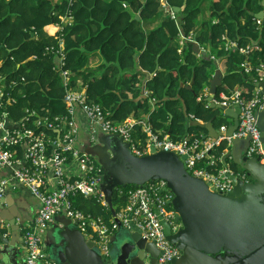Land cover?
<instances>
[{
    "label": "trees",
    "instance_id": "1",
    "mask_svg": "<svg viewBox=\"0 0 264 264\" xmlns=\"http://www.w3.org/2000/svg\"><path fill=\"white\" fill-rule=\"evenodd\" d=\"M55 1L0 0V61L6 74L23 79L16 104L2 108L10 120L30 118L28 125L34 128L37 116L29 117L26 110L39 116L48 112L50 118L64 114L65 89L58 71H54L61 65L57 54L60 42L64 46L62 69L72 73L71 86L80 81L87 99L109 112L113 121L146 118L154 133L161 132L159 136L172 141L187 135L207 137L205 128L185 130L186 118L210 123L216 131L229 125L220 109L198 101L218 63H224V74L215 97L220 92L242 91L243 98L249 99L255 89L257 74L254 70L245 74L241 64H264V26L255 23L264 12L262 0H163L168 9H178L174 12L176 20L163 11L165 17L150 33L143 30L142 22L159 16L161 0ZM205 1L210 2V21L200 24V8ZM67 17L72 22L62 28L61 19ZM190 33L205 52L196 54L194 43L179 45L180 37ZM228 42L236 47L226 51ZM245 49L247 54H241ZM93 53L99 54L102 63L90 70L86 65ZM143 90L150 93L154 104L143 97ZM136 130L141 132L140 127ZM139 132L140 139L145 140ZM226 148L223 143L216 155ZM16 153L21 155L19 149ZM226 161L223 158L218 166ZM119 190L123 189L113 190L112 203L126 199ZM74 203L93 218H111V210L94 199L77 197Z\"/></svg>",
    "mask_w": 264,
    "mask_h": 264
},
{
    "label": "built area",
    "instance_id": "2",
    "mask_svg": "<svg viewBox=\"0 0 264 264\" xmlns=\"http://www.w3.org/2000/svg\"><path fill=\"white\" fill-rule=\"evenodd\" d=\"M161 8L171 20H176L175 13L168 9L161 0ZM256 25L264 26V17L256 19ZM195 35L180 37V46L185 42L196 43ZM59 50V70L55 72L61 76L65 94L63 104L65 112L62 115L49 117L37 115L36 112L26 110L29 117L37 116L33 121L34 128L29 127L30 118L24 121H13L2 108L16 104L22 94L21 83L4 72L3 62L0 61V198L8 188L17 185L24 186L39 202V209L33 222L28 226H21L19 233L22 238L23 264H57L45 253L43 238L58 215H63L76 224L77 229L86 241L91 242L101 255L108 256L112 244V237L120 229H130L132 223L141 230L142 237L154 243L159 251L156 264H171L179 257V250L168 240L164 233L162 222L170 226L171 233H176L180 222H175V211L170 202L173 194L165 190L166 183L162 180L147 183L141 187H129L119 190L125 196L123 208L113 211L107 203L102 185L104 172L96 157L82 151L77 145V135L80 124L77 118L82 116L90 134V141L98 143V133L119 137L135 156L149 154L151 149L156 151L173 152L177 156H186L183 161L187 172L195 178L203 180L214 192L227 195L234 188V183L241 180L249 182V176L242 169H232L229 165L218 166L223 153L216 155V150L223 144L226 147L233 140L247 141L246 157L258 158L264 156L262 133L257 126L258 114L264 108V64L256 67L244 62L241 68L245 74L254 70L257 74L255 89L249 99H244L240 91L230 94L220 92L209 102L208 95L202 94L198 101L205 100V106L210 103L223 108H238V125L231 136H227L228 125L219 127L216 138L187 135L179 141H172L168 136H159L152 131L151 126L144 129V142L134 139L136 126H143L142 120L132 118L123 123L111 119V114L102 107L87 99L85 89L76 90L71 86L72 74L63 70V52ZM225 50L236 47L235 43H226ZM199 48V47H198ZM200 52L205 49L199 48ZM247 54L248 49L241 50ZM211 59H213L211 57ZM206 93V92H205ZM144 98H150L147 90L142 91ZM150 103L155 100L150 98ZM211 107V106H210ZM39 128L41 131L37 132ZM19 149L21 155L16 152ZM78 167V173L71 171L72 166ZM11 170V175L4 177L2 172ZM77 197L96 200L105 210H111L108 221L102 217L93 218L76 208L74 200Z\"/></svg>",
    "mask_w": 264,
    "mask_h": 264
},
{
    "label": "water",
    "instance_id": "3",
    "mask_svg": "<svg viewBox=\"0 0 264 264\" xmlns=\"http://www.w3.org/2000/svg\"><path fill=\"white\" fill-rule=\"evenodd\" d=\"M263 15L264 12L258 18L262 19ZM135 19L139 20V15ZM194 49L198 54L196 44ZM260 87L264 90V84ZM215 93H211L212 97ZM210 106L232 118L226 133L231 136L238 125L239 109L213 103ZM192 126L205 128L207 137L218 135L210 123L186 118L185 130ZM257 126L262 133L264 150V110L258 114ZM105 146L108 154L103 158L102 167L109 197L116 188L141 187L158 180L164 181L165 190L173 194L170 204L176 214L175 222H180L181 228L171 233L170 226L162 222L167 240L180 253L171 264H264V182L261 179L264 156L254 158L251 167L242 168L251 177L250 182L237 180L230 193L221 195L187 172L183 164L186 156L151 149L149 154L138 157L117 136H108ZM227 158L228 155L224 157ZM255 170L259 171L258 176ZM6 203L5 198H0V264L19 254L13 250L16 248L14 238L21 240L18 232L21 226L17 223L21 215L5 208ZM3 211L7 216H2ZM55 239L56 242L46 249L48 257L57 264H156L159 256L154 243L146 241L141 230L132 223L130 229H119L108 256L101 255L91 242H87L76 224L67 232H58Z\"/></svg>",
    "mask_w": 264,
    "mask_h": 264
},
{
    "label": "crops",
    "instance_id": "4",
    "mask_svg": "<svg viewBox=\"0 0 264 264\" xmlns=\"http://www.w3.org/2000/svg\"><path fill=\"white\" fill-rule=\"evenodd\" d=\"M140 1L143 2V0H140ZM55 3H56V1H55ZM209 4H210L209 1H205L201 5V8H200L201 13H200V18H199L200 24L202 21H208V22L210 21ZM262 4L264 7V0H262ZM163 17H165V13L163 11H161L159 13V16L155 20L142 22L143 30L146 33H150L151 31H153L154 29H156L159 26ZM71 22H72L71 18H68V17L62 18L61 19L62 28L71 24ZM60 51H62V52L64 51L63 44H60ZM101 63H102V60H101L99 54L93 53V54L88 56L86 68H88L90 70H94L97 67H99L101 65ZM216 71H215L216 73L213 75L212 79L210 80L209 86L203 91V94L208 95V97H210V98H212V95H213L211 93L214 91L217 92V89L219 87H221V85H222V78H223V74H224V63L223 62L222 63L220 62L217 64V70ZM80 87H81L80 81H75V87H73V89L82 90ZM237 90H239V89H237ZM263 110H264V108L262 109V111ZM45 114L46 113H44V115ZM227 118L229 119V124H231V122L233 121L232 118H230V117H227ZM133 119L134 118L132 117V120ZM140 120H142L141 122H143L144 125L143 126L140 125V126L135 127L134 139L136 141L144 142V140H141L140 137L138 136L139 131L136 130V128L140 127L141 132H139V134H142L146 137V135L144 133V129L148 126V123H147L146 118H142ZM77 121L80 124V131L77 135L78 147L82 151L89 153L90 155L96 157L97 160H99L101 165H102L103 158L108 154V149L105 146V141H106V138L108 136L105 134L98 133V143H93L90 141V134H89L88 128L84 122L83 117L82 116L78 117ZM199 122H201V121H199ZM158 135H161V132H158ZM246 148H247V143L245 140H233L229 144V146H227V148L224 149V151H223V157L228 155L226 163L229 164V166L234 165L238 169H242V168L244 169V167L247 165L251 167L255 163V159L254 158L250 159V158L246 157ZM245 159H246V162H243V160H245ZM71 171L73 173H78V167L76 165L72 166ZM255 172H256V176H258L260 174L258 170H255ZM10 175H11V170L7 169V170L2 172L1 177L2 176L8 177ZM102 189H103V192L105 193L106 200H108L111 203V208L113 211L121 209L124 207V205L126 203V199L124 201H117L115 203H112L110 200V199H112V195L109 197V191L108 190L106 191L105 183L102 185ZM3 198H5V200L7 202L6 203L7 206L4 205L5 208H9V210H11L12 212L14 211V213H17V214L20 213L21 218L17 219V223H19L20 226L21 225L22 226H28L33 222V220L36 216V212L39 209V202L24 186L17 185L15 188H8L6 190V192L4 193ZM1 214L4 217L7 216L6 211L1 212ZM73 225L74 224H72L71 221L68 220L67 218H65L63 215L56 216L54 218V221L52 222V224L50 225V227L46 231L44 238H43L42 248H44L45 252H46V248L49 245H51V243L56 242L55 238H56L58 232H61V231L67 232L68 229L73 227ZM118 232H119V230L112 237V243H113L115 235H117ZM14 243H16V248L15 249L12 248V249L17 250L15 252L16 253L19 252V254L15 258H10V259L6 258V260H3V262L5 264H23L22 257H21V254H23V248H22L21 240L19 238H14ZM12 255H14V254L12 253ZM228 264H231V262Z\"/></svg>",
    "mask_w": 264,
    "mask_h": 264
},
{
    "label": "clouds",
    "instance_id": "5",
    "mask_svg": "<svg viewBox=\"0 0 264 264\" xmlns=\"http://www.w3.org/2000/svg\"><path fill=\"white\" fill-rule=\"evenodd\" d=\"M162 11H164V10H162ZM174 12V11H173ZM176 13V12H175ZM263 17H264V15H263ZM194 44H196V43H194ZM72 74V73H71ZM72 78H73V75H72ZM71 81H72V79H71ZM85 89V88H84ZM100 162V161H99ZM101 164V163H100ZM226 165H229V164H227L226 163ZM249 182H250V178H249ZM22 226V225H21ZM19 232V231H18ZM20 234V233H19ZM20 238H21V234H20ZM21 243H22V238H21ZM45 251V250H44ZM46 253V252H45ZM47 254V253H46ZM48 255V254H47ZM51 259V258H50Z\"/></svg>",
    "mask_w": 264,
    "mask_h": 264
},
{
    "label": "flooded vegetation",
    "instance_id": "6",
    "mask_svg": "<svg viewBox=\"0 0 264 264\" xmlns=\"http://www.w3.org/2000/svg\"><path fill=\"white\" fill-rule=\"evenodd\" d=\"M261 179H262V181L264 182V174L262 175V178H261ZM46 252H47V249H46Z\"/></svg>",
    "mask_w": 264,
    "mask_h": 264
},
{
    "label": "rangeland",
    "instance_id": "7",
    "mask_svg": "<svg viewBox=\"0 0 264 264\" xmlns=\"http://www.w3.org/2000/svg\"><path fill=\"white\" fill-rule=\"evenodd\" d=\"M179 45H180V43H179Z\"/></svg>",
    "mask_w": 264,
    "mask_h": 264
}]
</instances>
